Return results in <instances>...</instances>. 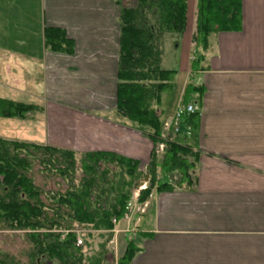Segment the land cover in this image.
<instances>
[{
  "label": "crops",
  "instance_id": "1",
  "mask_svg": "<svg viewBox=\"0 0 264 264\" xmlns=\"http://www.w3.org/2000/svg\"><path fill=\"white\" fill-rule=\"evenodd\" d=\"M119 11L115 0H0V98L34 106L12 118L21 137L1 139L114 152L146 168L152 142L115 114ZM195 18L187 0L186 77L174 106L158 108L164 122L188 84L202 88L168 135L199 153L198 169L192 184L151 190L129 264H264V0H241L240 29L211 34L191 71ZM48 28L71 52L46 46Z\"/></svg>",
  "mask_w": 264,
  "mask_h": 264
},
{
  "label": "trees",
  "instance_id": "2",
  "mask_svg": "<svg viewBox=\"0 0 264 264\" xmlns=\"http://www.w3.org/2000/svg\"><path fill=\"white\" fill-rule=\"evenodd\" d=\"M115 1L120 6L115 114L153 144L146 165L149 180L140 197L144 200L153 188L161 192L173 189V184H192L198 169V152L168 136L161 138L163 121L157 108L177 73L160 67L163 36L184 31L187 0H135L131 6ZM240 27L241 0H196L190 70L198 69L200 52L207 49L211 34ZM44 39L52 51L71 52L62 30L48 28ZM201 90L188 84L181 102L187 104V97L193 92L201 95ZM33 108L0 98V117L23 118ZM160 142L164 151L158 161L154 152ZM34 164L45 178L60 179L66 188L42 190L30 174ZM139 164L114 152H76L0 138V231L20 233L25 243L18 254L0 249V264H109L111 221L122 218L131 188L143 176ZM157 169L161 176L176 178L163 181L157 178ZM77 228L98 238L97 246L92 245L94 240L76 246ZM139 250L128 241L117 264H129Z\"/></svg>",
  "mask_w": 264,
  "mask_h": 264
},
{
  "label": "rangeland",
  "instance_id": "3",
  "mask_svg": "<svg viewBox=\"0 0 264 264\" xmlns=\"http://www.w3.org/2000/svg\"><path fill=\"white\" fill-rule=\"evenodd\" d=\"M127 1V2H126ZM125 2V4H124ZM123 2L124 5H133L135 3V0H125ZM187 30V29H186ZM187 34L184 29V31L180 35L176 34H164L163 40H162V55L160 59V67L163 69H168V70H176L177 75L174 78L173 81V87L170 91L164 92L161 95V101L158 105L159 108H164V109H171L176 101V97L178 96V93L180 91L181 85L186 77L185 72L182 71L183 68V61L186 58L187 55ZM179 63L180 67H179ZM157 107V108H158ZM16 119H8V118H2L0 117V136H5V137H11V138H19L20 136V131L18 132L15 128V130L12 129V125L14 126V123H16ZM75 134V132H74ZM163 134V136H162ZM161 138H166L168 135L170 136L171 133H162ZM165 135V137H164ZM168 136V137H169ZM57 137V136H56ZM59 137H57L58 139ZM69 140L74 139L73 135L67 137ZM65 149V148H63ZM70 150V149H69ZM155 153V152H154ZM163 152L160 154H156V159L159 161L161 160ZM139 170L143 174V176L137 180H143L144 177L146 176V168L143 165L139 164ZM159 169H157V172ZM80 172V171H78ZM30 174L34 178V182L36 185L40 186L42 190H64L66 188V183L63 182L60 179L57 178H45L47 175H45V172L40 171L39 165L34 164L32 166V169L30 171ZM149 180V176H148ZM147 180V182H148ZM136 181V182H137ZM135 182V183H136ZM148 184V183H147ZM133 187L131 188L130 194L133 191ZM150 196L149 195L144 199V201ZM126 222L120 218L117 220V223L113 225L112 230L119 229V232H122V230L125 229ZM75 231H79L81 236H82V241L84 240V243H91V240H94V244L92 245L97 246V241L98 238L95 239V237L90 238L89 236V230L85 229H76ZM93 233V232H92ZM137 233V232H136ZM136 233L132 237H125L124 235L120 234L118 235L116 239V247H112V244L108 243L106 244L107 250H109V253H107V258H108V263L109 264H117V260L119 257L124 253L125 248L127 246V242L130 240H133L135 243L137 242V238H134ZM22 234V233H21ZM94 234H97L95 232ZM137 237V236H136ZM25 246V243L23 242L20 233H11L8 231H0V249H6L10 253L18 254L22 252L23 248Z\"/></svg>",
  "mask_w": 264,
  "mask_h": 264
},
{
  "label": "built area",
  "instance_id": "4",
  "mask_svg": "<svg viewBox=\"0 0 264 264\" xmlns=\"http://www.w3.org/2000/svg\"><path fill=\"white\" fill-rule=\"evenodd\" d=\"M196 112V107L194 104L187 103L184 104L182 102L178 103L174 109V113L168 119L163 122L162 133L168 132H177L178 121L184 116L192 115ZM163 136V134H162ZM165 137V135H164ZM164 151V143L160 142L155 147V153L160 154ZM147 182H143L142 185L138 187V189L133 190L130 194L129 200L126 202L124 207V212L122 215V219L126 222V227L122 230V233L125 237H132L137 230V227L141 221L142 216L145 214L146 209L148 207V200H141V192L146 189ZM112 224L115 225L117 223L116 219H112ZM118 230H112V234L118 233ZM66 233L63 232L62 236ZM75 233V245H82V236L79 231H74ZM112 239V238H111ZM109 240V244L113 243V248L116 247V241Z\"/></svg>",
  "mask_w": 264,
  "mask_h": 264
},
{
  "label": "water",
  "instance_id": "5",
  "mask_svg": "<svg viewBox=\"0 0 264 264\" xmlns=\"http://www.w3.org/2000/svg\"><path fill=\"white\" fill-rule=\"evenodd\" d=\"M147 180H148V175H146V176L144 177L143 180L137 181V182L133 185V189H134V190L138 189V187H139L140 185H142L143 182H147Z\"/></svg>",
  "mask_w": 264,
  "mask_h": 264
}]
</instances>
